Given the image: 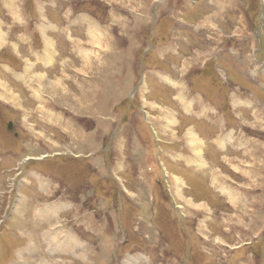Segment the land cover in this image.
Listing matches in <instances>:
<instances>
[{
	"label": "rangeland",
	"instance_id": "obj_1",
	"mask_svg": "<svg viewBox=\"0 0 264 264\" xmlns=\"http://www.w3.org/2000/svg\"><path fill=\"white\" fill-rule=\"evenodd\" d=\"M0 83V264H264V0H0Z\"/></svg>",
	"mask_w": 264,
	"mask_h": 264
},
{
	"label": "bare ground",
	"instance_id": "obj_2",
	"mask_svg": "<svg viewBox=\"0 0 264 264\" xmlns=\"http://www.w3.org/2000/svg\"><path fill=\"white\" fill-rule=\"evenodd\" d=\"M97 33V32H96ZM88 37L91 39V40H93L94 42L96 41L95 39H96V37L95 36H92V35H88ZM98 38V37H97ZM48 42H49V40H48ZM52 44V43H51ZM50 45V44H49ZM49 47H51V45L49 46ZM52 48V47H51ZM52 50H54L53 48H52ZM47 52H45V54H44V58L45 59H47L48 57H49V54L47 53ZM52 60V59H51ZM0 85H1V87H3L4 86V84H1L0 83ZM173 117H174V115H173ZM172 117V118H173ZM177 120V119H176ZM174 121V120H173ZM192 131H193V129H192ZM189 132V131H188ZM192 137H194L193 138V141H195L196 142V140L198 141L199 139H197V135L195 134V133H190V138L192 139ZM201 140V139H200ZM198 143H200L201 145H202V142H198ZM194 145V144H193ZM203 145H204V143H203ZM199 146V145H198ZM194 148H196V151H195V153L197 152V153H199V154H201V150L200 149H198V147H196V145H194ZM196 153V154H197ZM195 154V155H196ZM203 158V157H202ZM203 164V163H202ZM174 178V177H173ZM174 179H176V180H181V178L180 177H177V178H174ZM173 179V180H174ZM176 182V181H175ZM181 182V181H180ZM183 182V181H182ZM177 183V182H176ZM178 184V183H177ZM221 189H223L224 190V188H221ZM180 194H181V192H180ZM228 196H231L230 195V193H229V195ZM180 198H182V197H180ZM189 202H191V201H189ZM189 202H188V204H189ZM189 205H191V204H189Z\"/></svg>",
	"mask_w": 264,
	"mask_h": 264
},
{
	"label": "crops",
	"instance_id": "obj_3",
	"mask_svg": "<svg viewBox=\"0 0 264 264\" xmlns=\"http://www.w3.org/2000/svg\"><path fill=\"white\" fill-rule=\"evenodd\" d=\"M41 33H43V32H41ZM43 34H44V33H43ZM47 52H49V51H47ZM43 58H44V55L41 56L42 61H43ZM39 77H41V76H39ZM194 142H195V141H194ZM195 145H196V147H198V145H199V146H202L200 143H197V142L195 143Z\"/></svg>",
	"mask_w": 264,
	"mask_h": 264
},
{
	"label": "water",
	"instance_id": "obj_4",
	"mask_svg": "<svg viewBox=\"0 0 264 264\" xmlns=\"http://www.w3.org/2000/svg\"><path fill=\"white\" fill-rule=\"evenodd\" d=\"M10 125V124H9Z\"/></svg>",
	"mask_w": 264,
	"mask_h": 264
}]
</instances>
